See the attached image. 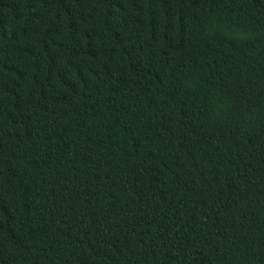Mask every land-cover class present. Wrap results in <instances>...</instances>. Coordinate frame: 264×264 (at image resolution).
I'll use <instances>...</instances> for the list:
<instances>
[{"label":"trees","instance_id":"obj_1","mask_svg":"<svg viewBox=\"0 0 264 264\" xmlns=\"http://www.w3.org/2000/svg\"><path fill=\"white\" fill-rule=\"evenodd\" d=\"M0 264H264V0H0Z\"/></svg>","mask_w":264,"mask_h":264}]
</instances>
